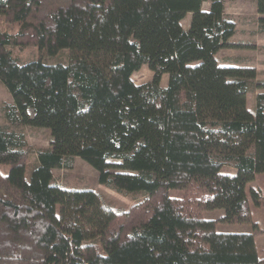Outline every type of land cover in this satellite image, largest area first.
Masks as SVG:
<instances>
[{"label": "trees", "instance_id": "trees-1", "mask_svg": "<svg viewBox=\"0 0 264 264\" xmlns=\"http://www.w3.org/2000/svg\"><path fill=\"white\" fill-rule=\"evenodd\" d=\"M203 2L0 0L5 116L50 134L26 176L24 133L0 125V264H264L249 209L264 198L246 187L264 173V92L250 111L255 68L218 62L239 46L235 23L222 0ZM255 6L264 14V0ZM14 46L38 55L21 61ZM63 51L66 61L45 59ZM144 65L152 77L135 83ZM74 157L99 185L142 196L116 210L96 189L53 182ZM218 221L252 230L218 231Z\"/></svg>", "mask_w": 264, "mask_h": 264}, {"label": "rangeland", "instance_id": "rangeland-1", "mask_svg": "<svg viewBox=\"0 0 264 264\" xmlns=\"http://www.w3.org/2000/svg\"><path fill=\"white\" fill-rule=\"evenodd\" d=\"M210 0H204L202 9L207 10ZM224 4V15L235 23V33L231 36L230 41L239 44V46L220 49L216 53V58L220 64L237 67H254L256 75L248 82V94L246 97L247 108L250 111L255 109V94L264 92V87L256 85L257 82H264V14L256 10L255 0H222ZM190 20V14L182 19L181 24L187 28ZM12 52L21 61L35 58L38 55L35 46L12 47ZM46 60L66 61L67 51H63L57 56H46ZM152 77V71L146 66H142L138 71L131 75L135 83H142ZM167 83V74H162L161 84ZM11 102V96L6 87L0 82V125L9 129L21 130L24 133L28 146L31 148L28 163L26 166V176L36 163L35 150L45 148L49 145L50 134L47 128L34 127L30 125L12 124L5 116V105ZM7 166L0 164V171L7 172ZM53 182L62 187L71 188H93L96 189L104 203L116 210L126 209L132 205L136 199L140 198V193H120L112 188L99 185L97 183V171L87 162L79 157H74L71 167H60L52 170ZM256 190L264 198V173L259 174L256 178L246 185ZM168 194L172 197H181L183 191L169 190ZM249 209L252 221L257 223L260 229H264V207L255 205L249 198ZM223 211L220 209L208 210L203 212L206 218L216 219L221 216ZM218 231L238 232L251 231L252 224L240 223H223L217 222ZM259 254L264 257V235L259 233L254 236Z\"/></svg>", "mask_w": 264, "mask_h": 264}]
</instances>
